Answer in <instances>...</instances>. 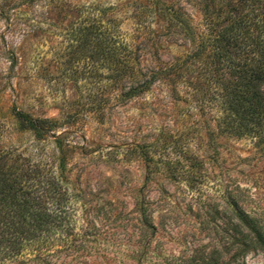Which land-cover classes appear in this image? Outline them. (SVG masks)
<instances>
[{
  "label": "rangeland",
  "instance_id": "374dc122",
  "mask_svg": "<svg viewBox=\"0 0 264 264\" xmlns=\"http://www.w3.org/2000/svg\"><path fill=\"white\" fill-rule=\"evenodd\" d=\"M157 1L166 10L155 15ZM201 2L0 0V148L42 160L54 139L38 142L18 131L14 111L54 120L67 99L74 102L71 112L77 111L71 126L55 132L71 146L64 169L72 190L64 196L68 243L57 237L53 251L41 258L24 254L0 264H183L191 251L203 249H219L228 261L234 254L227 240L234 224L228 220L229 198L235 196L247 212L264 219V144L256 136L217 130L222 94H211L201 107L183 82L170 86L159 78L140 96L104 103L102 115L86 107L95 101L88 95L101 77H90L97 63L87 58L82 38L72 33L75 27L99 18L104 29L113 27L137 50L146 72L193 51L206 34ZM246 2L241 14L257 28ZM255 6L264 11L263 0ZM260 33V28L253 31ZM187 158L202 161L208 176L191 192L179 180ZM234 264H264V255L251 251Z\"/></svg>",
  "mask_w": 264,
  "mask_h": 264
},
{
  "label": "trees",
  "instance_id": "16d2710c",
  "mask_svg": "<svg viewBox=\"0 0 264 264\" xmlns=\"http://www.w3.org/2000/svg\"><path fill=\"white\" fill-rule=\"evenodd\" d=\"M201 1L206 34L197 40L193 51L182 60L175 59L146 72L140 67L137 50L116 35L113 27L104 29L99 18L93 17L89 24L75 27L72 33L82 38L87 58L97 63L98 69L90 77H101L98 87L88 95L89 100H95L86 106L90 107L89 112L93 110L102 115L104 103L113 99L125 102L140 96L149 91L156 79L168 84L171 81L170 86L179 80L194 92L192 99L201 107L213 93L224 96L223 104L219 105L223 113L215 119V127L221 134L230 131L238 136H256L264 144V11L259 12L255 6L261 0ZM245 2L259 21L257 28L252 26L248 14H241ZM231 3L235 7L225 14ZM154 6L155 15L166 10L158 1ZM177 15L176 10L173 18L180 28L182 23ZM230 15L232 19L223 26L222 19ZM258 28L260 35L254 36L253 31ZM209 58L213 61L211 64L207 62ZM215 62L217 67L213 65ZM98 92L101 96L97 99ZM67 100L66 109H60V117L54 120L14 111L18 131L29 132L38 142L50 138L54 141H51L53 150L42 160L26 159L20 153L14 155L12 148H0V263L24 254L41 258L45 252L53 251L57 237H64L66 243L69 241L71 230L66 221L69 207L64 196L72 190L64 169L71 146L62 143L61 136L55 133L71 126L76 116L77 111L70 110L74 102ZM186 161L187 165L180 168L179 180L185 181L191 192L195 185L204 186L208 176L202 161L196 158L195 162L189 158ZM46 167L47 176L42 173ZM193 171L197 176H193ZM229 199L231 217L228 220L234 224L227 240L234 250L233 258L224 260L219 249H203L199 254L191 251L183 264H234L256 250L264 255V219L247 212L235 196ZM213 209H209L210 213ZM146 226L154 229L150 223Z\"/></svg>",
  "mask_w": 264,
  "mask_h": 264
}]
</instances>
